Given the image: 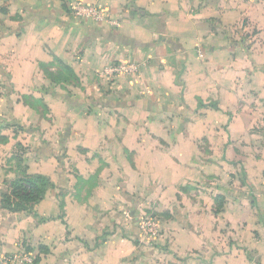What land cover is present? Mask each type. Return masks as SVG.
I'll return each mask as SVG.
<instances>
[{"label":"crops","instance_id":"0c3cea01","mask_svg":"<svg viewBox=\"0 0 264 264\" xmlns=\"http://www.w3.org/2000/svg\"><path fill=\"white\" fill-rule=\"evenodd\" d=\"M79 2L119 26L74 17ZM245 4L238 42L233 2L0 0V253L20 240L39 264H124L130 245L103 241L105 227L125 214L138 234L162 203L163 249L131 244L133 264H264V0L258 17ZM116 61L138 75L101 78ZM21 168L51 186L13 213L2 199Z\"/></svg>","mask_w":264,"mask_h":264},{"label":"rangeland","instance_id":"374dc122","mask_svg":"<svg viewBox=\"0 0 264 264\" xmlns=\"http://www.w3.org/2000/svg\"><path fill=\"white\" fill-rule=\"evenodd\" d=\"M202 1H203V3L204 2H208V1L213 2L215 7L220 5L221 10H226V9H229L230 7H232L233 6L232 2L234 4L236 3L235 7H236V10L238 12V17H239L240 20H237L238 21L237 23H239L238 25H234V28L236 27L235 36H236V39H237L238 42L243 40V36H242L241 33L244 32V27H245V25H244V21H245L244 17H245V19H247L246 17H247V12H248V8H247V5L245 4V2H247L249 0H202ZM252 1H253L254 5L257 3L254 12H255V15L258 17L259 16V7H258V5H259L260 1H262V0H252ZM199 2H200V0H198V3ZM5 10L7 11L6 8H2L3 12ZM213 22L215 23L216 20H213ZM215 25H216V23H215ZM73 83H71L70 85H72ZM65 91L67 92L68 90L65 89ZM59 155H61V157L59 158L61 160L60 161L61 170L65 171L66 173L71 175V172H73L72 171L73 167H71V161L68 160V158L71 155V152L69 153V152L61 151ZM188 169H190V168H188ZM224 173H227V172H224ZM224 173H222L221 170L218 171V174L220 176L223 175ZM210 176H212V175H210ZM214 176L217 177L220 180V177H218L216 174ZM81 182H84V181L82 180ZM189 186H192V185H189ZM184 188L185 187H182L181 192H183V193L192 192L191 189L188 190V191H185ZM194 188H195V186H194ZM253 190H255V189L253 188ZM195 200H197V193L194 192V193H191L190 200H185V201H182V203H181L180 199H178V200L176 199L174 201V205H175V207H179L180 204L182 205V207H190V206H194L193 205V201L195 202ZM203 201L205 202V199ZM62 202H65V199L62 200ZM225 206H226V204H223V202L221 200L215 199V209H223ZM127 209L128 208H126L124 210V213L127 211ZM157 209H159V210H156V208L153 206V204H151V207L143 208V211L140 212V216L139 217L143 216L144 214L153 215L154 217H156L157 219H159L161 221V227H162V222L164 220L163 218L166 216L165 212L168 211L167 210L168 207H166L162 203H159V207ZM135 212H136V209L133 212V214H135ZM139 217H137V218H139ZM120 218L123 219L122 222H121L122 224H119L116 221L115 223L111 222L110 224H108V226L105 227V229L103 231L104 232L103 234L107 238H104L103 241L111 242V246L112 247H115L116 245H119L120 243H123L125 249H127V247L130 245L129 246V252H128V253H130L129 254L130 257L128 258L129 262H126L124 264H133V262L135 261V255H139V254H136V252H135L134 248L131 246V244L134 245V247L137 246L139 248L141 246H144V247L147 246L148 248H154V251L157 250L158 248H162L163 249L162 243H161V241L163 239V230H162V228H161V230H162L161 237H159L156 240H148V239L140 236L139 232H138V234H137V232H135V234L133 232H131L132 231L131 230V224L126 227V224L129 222V217L127 215L124 214L122 217H118V220ZM165 220H167V219H165ZM132 223L135 224L134 221H132ZM139 237L142 239V241H140ZM121 241H123V242H121ZM138 241H140V242H138ZM19 243L24 244L23 241L16 240V243H15V247L16 248H18V244ZM1 245H2V243L0 241V246ZM24 245H25L24 248H26V246L28 247L29 243H27V241H26V244H24ZM95 250L96 249H94V251ZM112 250H114V249H112ZM139 251H142V250L140 249ZM2 253L4 254V252H2ZM2 253H0V258L3 256ZM163 253H164L163 251H160V254L164 255ZM34 264H36V263H34ZM37 264H39V262ZM78 264H88V263H85L83 261L82 262L78 261ZM89 264H100V262L98 263L97 259L95 257V261L92 259V261H90ZM101 264H111V262L108 261L106 263H101ZM112 264H115V263H112ZM139 264H148L147 263V259L145 258V259L141 260V262Z\"/></svg>","mask_w":264,"mask_h":264},{"label":"built area","instance_id":"2783aa9c","mask_svg":"<svg viewBox=\"0 0 264 264\" xmlns=\"http://www.w3.org/2000/svg\"><path fill=\"white\" fill-rule=\"evenodd\" d=\"M71 13L74 17L94 21L96 23L111 22L119 26V21L108 17L103 9L99 6H93L86 3H76L71 6ZM118 22V23H117ZM139 65L133 62L116 61L104 67L100 73L101 78L107 81H115L121 77H135L138 75ZM132 218V216H130ZM137 228L140 236L148 240H156L162 235L161 221L150 214H144L138 218ZM25 245L18 244V250L12 254H5L0 258V264H34L36 254L27 252Z\"/></svg>","mask_w":264,"mask_h":264},{"label":"trees","instance_id":"16d2710c","mask_svg":"<svg viewBox=\"0 0 264 264\" xmlns=\"http://www.w3.org/2000/svg\"><path fill=\"white\" fill-rule=\"evenodd\" d=\"M62 66L63 71L65 70L66 72L65 74L67 78L77 80L68 67L63 64ZM21 173L23 174V177L13 182L11 186V194L4 195L2 199L3 208L9 212H32L35 205L43 200L47 189L51 186L50 180L45 176L27 175L25 169H22ZM26 251L32 252L33 249L26 246ZM38 262L39 259L37 258L35 263L37 264Z\"/></svg>","mask_w":264,"mask_h":264}]
</instances>
